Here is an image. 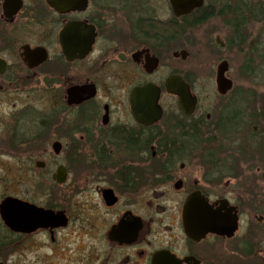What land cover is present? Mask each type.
<instances>
[{"label":"flooded vegetation","instance_id":"obj_1","mask_svg":"<svg viewBox=\"0 0 264 264\" xmlns=\"http://www.w3.org/2000/svg\"><path fill=\"white\" fill-rule=\"evenodd\" d=\"M63 7L0 0V264H264V96L247 81L264 0ZM215 51L244 55L242 82ZM148 85L156 117L132 98ZM11 161L43 192L7 193Z\"/></svg>","mask_w":264,"mask_h":264},{"label":"rangeland","instance_id":"obj_2","mask_svg":"<svg viewBox=\"0 0 264 264\" xmlns=\"http://www.w3.org/2000/svg\"><path fill=\"white\" fill-rule=\"evenodd\" d=\"M264 27L262 25L254 24L248 27L247 33L249 36L248 39V49L252 51H260L261 54L264 55L262 49H264V38L262 34L264 33ZM201 36H208L209 33H218L220 32V24L219 20L215 19L211 23L207 24V26L203 27L202 30H199ZM207 37V39H208ZM226 38V35L223 34V39ZM259 53L254 55V61L251 65V69L247 74V81L248 82H255L253 86H256L255 88L257 90H254V92L258 93L259 97L264 96V56H258ZM221 58H225L230 62L231 66V75L234 81L239 84L243 81L238 75V68L241 66L242 61L244 60V55L238 53H229L228 51L218 52L215 51L213 55H211L210 59L213 60L216 64L218 63V60ZM197 76V75H196ZM198 77V76H197ZM199 83H205L210 84L212 79L207 78V75H201L200 78L198 77ZM239 86V85H238ZM248 86V83H247ZM13 161L9 162V168L11 171H9V180L5 181L4 185H7V193L10 194H18V193H24V194H40L43 192V190H38L37 187H34L30 184H28L27 181H24L21 185H18L15 183V181L11 180L13 178H16L18 176V173L16 172ZM28 169V168H27ZM4 177V176H3ZM3 187V186H0ZM43 189H47L48 187H41Z\"/></svg>","mask_w":264,"mask_h":264},{"label":"water","instance_id":"obj_3","mask_svg":"<svg viewBox=\"0 0 264 264\" xmlns=\"http://www.w3.org/2000/svg\"><path fill=\"white\" fill-rule=\"evenodd\" d=\"M47 3H49L55 10L62 12L65 10L63 7L64 4L70 3V2H75L78 0H46ZM173 7L176 9L177 7V2L179 0H170ZM69 10V9H68ZM185 9H183L184 11ZM186 12V11H184ZM64 37V34H62V38ZM61 38V39H62ZM226 71V64L223 63L218 67V72H217V86L218 90L221 94L225 93L229 88H230V82L227 81L224 77L223 74ZM165 89L166 91L174 96H178L182 103L185 105V107L192 106L191 101V96L188 93L187 86L182 82L181 79H178L176 77H171L169 78L166 83H165ZM159 97V90L154 88L153 86H146L145 88L142 89H136L132 93V98L136 99L135 102V107L138 109L137 112L139 114H144V107H145V101L147 100V114H153L155 117L159 116L160 111L157 108V100ZM138 100V101H137ZM155 119H152L149 122H152ZM42 215V214H40Z\"/></svg>","mask_w":264,"mask_h":264}]
</instances>
